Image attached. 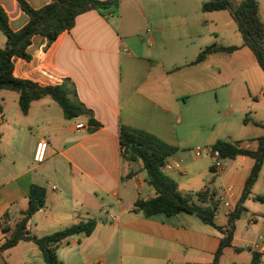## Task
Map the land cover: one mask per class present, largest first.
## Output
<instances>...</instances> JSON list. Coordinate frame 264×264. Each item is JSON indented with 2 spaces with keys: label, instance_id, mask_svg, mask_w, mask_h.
<instances>
[{
  "label": "crops",
  "instance_id": "0c3cea01",
  "mask_svg": "<svg viewBox=\"0 0 264 264\" xmlns=\"http://www.w3.org/2000/svg\"><path fill=\"white\" fill-rule=\"evenodd\" d=\"M25 1L34 9L52 2ZM209 1L119 0L116 12L91 10L79 15L75 26L50 45L44 37L36 36L28 48L30 60L14 58L16 78L41 86L68 81L70 98L91 116L68 119L51 97L34 101L23 113L18 92L0 91V248L23 218L31 188L37 185L46 190V202L28 222L32 236L42 238L81 221H97L90 236L80 233L57 247L61 264L214 261L223 235L195 214L146 217L135 209L138 200L151 199L156 192L142 164L123 158L120 144V127L125 125L179 148L181 113L186 112L187 125L212 119L215 99L221 97L240 104L235 113L228 111L224 125L241 122L236 142L257 149L256 140L264 130V91L257 92L251 85L264 84L262 69L252 52L243 47L231 13L203 10ZM258 3L264 23V9ZM0 6L13 31L29 22L17 0H0ZM6 42L0 31V48H5ZM213 45L239 49L215 53L193 64L201 51ZM233 63L235 67H230ZM240 80H244L245 89L236 87ZM90 117L100 126L91 125ZM78 124L84 128L77 130ZM43 140L46 156L38 164L34 155ZM167 160L178 162L174 155ZM228 160L221 172L209 163L217 177L209 180L204 172L199 191L215 193V223L223 228L240 201L255 162L242 155ZM163 170L169 174L173 169ZM259 196H264V163L243 203L231 246L224 249L218 264H264V202L257 200ZM243 221L248 225L245 234L239 230ZM254 244L257 250H253ZM3 263L46 264L43 251L31 241L0 250Z\"/></svg>",
  "mask_w": 264,
  "mask_h": 264
},
{
  "label": "trees",
  "instance_id": "16d2710c",
  "mask_svg": "<svg viewBox=\"0 0 264 264\" xmlns=\"http://www.w3.org/2000/svg\"><path fill=\"white\" fill-rule=\"evenodd\" d=\"M22 10L28 15L29 22L19 31H13L9 19L0 6V31L7 39L5 48H0V91H13L20 94L19 105L23 113H27L34 101L44 97H51L63 110L68 119L80 116H91L82 104L70 98L71 89L68 81L57 86H41L30 80L18 79L14 76V58L30 60L28 48L36 36L52 44L65 31L71 30L79 15L91 10L118 11L119 0H52L51 3L40 9L32 8L27 1L17 0ZM203 10H228L243 38V47L248 48L259 67L264 72V23L259 14L258 0H242L234 6L229 0H210L203 5ZM238 47L209 46L199 53L193 64L204 62L215 53H233ZM90 124L100 126L92 117ZM257 149L243 148L241 143L219 140L213 149L220 152L223 159H234L237 156L252 157L255 162L248 176L242 196L236 209L230 214L228 225L223 228L215 223L218 203L214 201L215 193L209 189L197 193L200 204L192 202L178 189V184L163 170L167 158L174 155L178 149L157 136L129 126L120 127V144L122 156L131 163H141L148 174L149 184L154 188L156 196L148 200H138L135 209L143 212L146 217L158 214L173 216L185 212L195 214L205 224L217 229L222 235L221 244L211 264H218L225 248L231 246L233 232L237 220L243 211V203L249 197L251 190L259 178L264 163V135L257 140ZM29 206L23 213V218L17 223L14 231L6 238L0 250L16 246L21 241L36 243L45 258L46 264H61L56 255L57 247L68 238L84 233L90 236L97 225L94 219L79 222L64 230L55 232L42 238L32 236L27 225L30 218L40 210L46 202V190L33 185L28 197ZM264 202V196L257 197ZM255 261L253 264H257ZM7 264V263H3Z\"/></svg>",
  "mask_w": 264,
  "mask_h": 264
},
{
  "label": "rangeland",
  "instance_id": "374dc122",
  "mask_svg": "<svg viewBox=\"0 0 264 264\" xmlns=\"http://www.w3.org/2000/svg\"><path fill=\"white\" fill-rule=\"evenodd\" d=\"M232 4L236 3V0H229ZM262 8L264 9V0H259ZM236 6V5H234ZM245 65V64H244ZM230 67H235V63L230 64ZM261 75L264 81V73L262 70ZM244 80H240L239 84L236 85L239 89H245ZM252 89H256L259 91H264V84L261 82L260 84L251 85ZM232 105V109L230 106ZM238 102H230L228 100H224L219 97L218 100L215 99V103L212 111V119L197 121L194 125H187L185 114H182L181 124L178 126V129L181 130V144H179L178 151L174 154L176 161L180 164V169H173L169 171L168 176H170L174 181H179V191L185 197L190 199L192 202L199 204V200L197 197V193L202 189V180L205 178L202 174L207 172V176L209 180L212 176L217 177V173L213 172L209 168V163H212L211 154L204 153L201 156L196 154V150H208L209 148H213L214 144L219 141H238L239 133L241 128L243 127L242 123L238 120H234L231 125L226 126L224 123L227 121L226 114L228 111H235L238 109ZM249 116V115H248ZM253 130V128H250ZM258 129V128H257ZM254 134L253 132H251ZM192 134L191 137L185 138L186 135ZM264 135V130L263 133ZM183 140V141H182ZM254 142V141H249ZM237 143H241L240 141ZM251 143V144H252ZM242 145V143H241ZM256 147V144L252 145ZM173 156V155H172ZM228 159L221 160L222 163H228ZM220 169L218 172H221ZM209 186L213 187L212 182L210 181ZM201 188V189H200ZM224 206H222L223 208ZM242 226L239 227L241 233L245 234L248 230V225L246 221L242 222Z\"/></svg>",
  "mask_w": 264,
  "mask_h": 264
},
{
  "label": "built area",
  "instance_id": "2783aa9c",
  "mask_svg": "<svg viewBox=\"0 0 264 264\" xmlns=\"http://www.w3.org/2000/svg\"><path fill=\"white\" fill-rule=\"evenodd\" d=\"M84 125L83 124H78L76 126V129H83ZM46 150H47V143L46 141H40L36 147V151H35V155H34V161L38 164L43 163V161L45 160V156H46ZM204 153H209L211 154V158H212V162H213V168L215 169V171H219L220 169L223 170L226 167L225 163H222V157L220 155V152L213 149V148H209L208 150L204 151V150H200L197 149L196 150V154L198 156H201ZM163 169H180V164L178 162H170L169 160L166 159L164 165H163ZM227 206H229V204H226ZM253 250H257L258 246L256 244L253 245Z\"/></svg>",
  "mask_w": 264,
  "mask_h": 264
}]
</instances>
